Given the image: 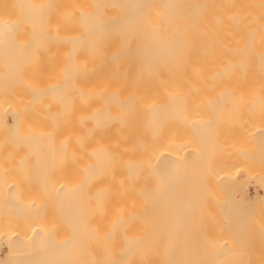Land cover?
Here are the masks:
<instances>
[{"label": "bare ground", "instance_id": "obj_1", "mask_svg": "<svg viewBox=\"0 0 264 264\" xmlns=\"http://www.w3.org/2000/svg\"><path fill=\"white\" fill-rule=\"evenodd\" d=\"M189 222L264 233V0H0V264H186Z\"/></svg>", "mask_w": 264, "mask_h": 264}, {"label": "rangeland", "instance_id": "obj_2", "mask_svg": "<svg viewBox=\"0 0 264 264\" xmlns=\"http://www.w3.org/2000/svg\"><path fill=\"white\" fill-rule=\"evenodd\" d=\"M5 10V5L3 6V11ZM2 53V52H1ZM4 54H5V52H3ZM3 53H2V55H3ZM7 54V53H6ZM3 56H5V55H3ZM3 65L4 66H6V62L5 61H3ZM25 169V168H24ZM32 169V168H31ZM36 169V168H35ZM43 169V168H42ZM14 169H12V170H10V171H12V172H8V174H10V175H12V173H13V175H12V177L14 176L15 177V175L14 174H16L17 175V173H18V170H17V172H14L13 171ZM19 170L21 171V170H23V169H20L19 168ZM27 170H28V168H27ZM33 170V169H32ZM36 170H39V172H40V170H41V168L40 169H36ZM44 170H46L45 168H44ZM43 170V171H44ZM48 170V169H47ZM51 170V169H50ZM9 171V170H8ZM20 171H19V173H20ZM29 171V170H28ZM49 171V170H48ZM47 171V172H48ZM26 172V171H25ZM46 172V171H45ZM51 173H52V170L50 171ZM18 173V174H19ZM23 173V172H22ZM22 173H20L19 174V176H20V178L22 177ZM31 173V172H30ZM29 172L27 173V174H30ZM33 173V172H32ZM31 173V174H32ZM36 173H38V171H36ZM50 173V174H51ZM26 174V173H25ZM24 174V175H25ZM44 174V173H43ZM46 174V173H45ZM7 175V174H6ZM40 175H42V174H39V176ZM9 175H7L6 177H8ZM27 176V175H26ZM31 176V175H30ZM48 176V175H47ZM46 176V177H47ZM50 176L51 175H49L48 177H49V179H51L50 178ZM66 175H64V177H65ZM11 177V176H10ZM52 177V176H51ZM60 177H63V176H60ZM68 177H69V175H68ZM67 177V178H68ZM37 178V177H36ZM36 178L34 177V179L36 180ZM43 178H45L44 176H42V177H40L39 179H40V181L39 182H41L42 181V179ZM52 178H54V177H52ZM17 179V178H16ZM18 179H19V177H18ZM24 180H25V178H23ZM22 179V180H23ZM29 178H27V180H25V181H27V182H29V180H28ZM20 180V179H19ZM34 180V181H35ZM45 180H48V178L47 179H45ZM34 181H32V183L34 182ZM30 182H31V179H30ZM36 182V181H35ZM38 182V183H39ZM43 182V181H42ZM41 182V183H42ZM243 195L244 196H246V194H245V192H243ZM247 197V196H246ZM195 217V216H194ZM192 218V217H191ZM201 218V216L200 217H198V221H197V218L195 217V220L197 221V223H199V221L201 220V226H199V227H205V225H206V227L207 226H211L210 225V217H202L203 219H200ZM160 219H162L161 217H160ZM166 218H164L163 220H165ZM167 219L168 220H171V219H169L168 217H167ZM174 219V218H173ZM179 219V218H178ZM226 219V218H225ZM203 220H205V222H206V220H210L208 223H209V225H208V223H205V224H203V226H202V223L204 222ZM191 223L193 224L195 221H194V219L192 220L191 219ZM203 221V222H202ZM190 222H189V226L191 227V228H189L187 225H185V224H182L181 226H180V228H177L176 230H172V234H173V236H174V239H173V244H174V247H175V251H174V255L176 256V254H177V256L176 257H178L177 258V261H183V262H185L186 264H190L191 262V264H205V263H207L209 260L208 259H210L209 257V255L207 256V254H210L209 252H208V245H207V243L205 242V237H206V234L204 233V232H202L203 230L205 231V229H202V228H199V229H202V230H200L199 232H200V234H198L199 232H197L199 229L197 228V226L196 227H192V224H191ZM196 224V223H195ZM211 224H212V221H211ZM193 226H195L194 224H193ZM205 227V228H206ZM238 227V226H237ZM253 227V228H252ZM254 227H255V229H254ZM254 230V232H253V230ZM256 228H259V226H256V224L255 225H251V227L249 226L248 228L247 227H245V231L246 232H243L244 230H242V232L244 233V238L247 236V239L248 240H245V239H243V244H241V245H243V247L242 248H244L243 250H239V251H241L239 254L241 255H239L238 257H235V258H233V257H229V258H226L225 260V262H226V264H234L233 263V260L235 259V260H238L239 258H240V260H238V264H239V262H242L243 263V261H244V258L245 257H249L248 255L247 256H245L246 255V253H242V252H250L252 255H253V253L255 254V253H258V255L259 254H263L264 252H263V249H264V240H263V238H264V233L262 234V236H261V232H263V231H261V228L259 229L260 231L259 232H257L258 233V237H259V234H260V237L259 238H257L256 236H257V233H255L258 229H256ZM165 228H163V230H164ZM242 229H244V228H242ZM247 229V230H246ZM249 229H251V230H249ZM250 232H249V231ZM193 231H196L197 233H193ZM202 233H204V234H202ZM247 233H248V235H247ZM254 234L255 236L253 237V235L252 234ZM240 234V233H239ZM164 235H166V233L164 232V231H162V233H161V235L159 234V238L160 237H163ZM241 235H242V233H241ZM250 236H251V238H250ZM249 237V238H248ZM256 237V238H255ZM242 239V238H241ZM245 241V242H244ZM241 242V241H240ZM240 242H239V245H240ZM242 243V242H241ZM240 245V246H241ZM245 246V247H244ZM206 248L205 250L203 249V248ZM238 248V247H237ZM263 248V249H262ZM238 251V252H239ZM263 252V253H262ZM232 253V252H231ZM238 255V254H237ZM256 255V254H255ZM253 256L252 258H254V257H256L257 258V256ZM242 256H245V257H243L242 258ZM258 257H260V256H258ZM237 258V259H236ZM251 258V257H250ZM262 258H264V255H263V257ZM241 259H242V261H241ZM246 260V262L248 261L247 259H249V258H245ZM234 260V261H235ZM253 260V259H252ZM251 260V261H252ZM256 260V259H255ZM259 260H264V259H258L257 261L258 262H260ZM244 261V262H245ZM190 262V263H189ZM235 262H237V261H235ZM245 262V263H246ZM248 262H250V261H248ZM254 262V261H253ZM255 263L256 264H259V263H257L256 261H255ZM261 263V262H260ZM253 264V263H252Z\"/></svg>", "mask_w": 264, "mask_h": 264}]
</instances>
